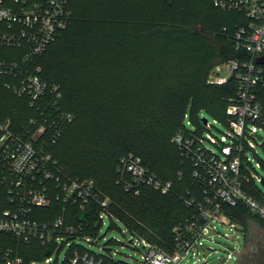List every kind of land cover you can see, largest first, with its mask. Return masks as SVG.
Masks as SVG:
<instances>
[{
	"label": "built area",
	"instance_id": "obj_1",
	"mask_svg": "<svg viewBox=\"0 0 264 264\" xmlns=\"http://www.w3.org/2000/svg\"><path fill=\"white\" fill-rule=\"evenodd\" d=\"M212 1L217 9L244 12L250 20L248 29H239L233 39L250 57L217 66L208 79L220 85L235 75L238 82V97L227 108V132L221 138L204 135L214 127L208 119L204 124L200 118L198 132L188 128V113L184 116L186 126L174 142L191 169L183 196L189 214L161 248L116 216L112 200L95 180L63 173L50 150L74 116L62 108V92L44 77L39 60L70 26L69 0H0V78H5V89L36 112L17 130L0 122V235L17 245L43 247L45 259L31 264H130L117 258L116 246L135 251L136 264H230L234 253L224 255L214 247L220 245L218 238L231 240L220 227L243 239L244 230L227 210L244 206L264 221V187L258 186L264 177L255 173L247 155L257 156L256 143L264 140V107L256 93L264 87V65L258 63L264 56V0ZM224 68L228 74L221 76ZM118 175L117 183L134 195L144 187L162 195L174 192L173 182L152 173L134 154L120 158ZM251 185L260 190V199L250 193ZM112 231L125 241L108 238ZM235 253L238 264L243 251ZM0 264L25 263L17 248L0 247Z\"/></svg>",
	"mask_w": 264,
	"mask_h": 264
},
{
	"label": "trees",
	"instance_id": "obj_2",
	"mask_svg": "<svg viewBox=\"0 0 264 264\" xmlns=\"http://www.w3.org/2000/svg\"><path fill=\"white\" fill-rule=\"evenodd\" d=\"M69 8L70 26L39 60L44 77L62 92V108L74 116L50 150L63 173L95 180L116 216L161 247L189 214L183 196L191 169L174 138L186 126V113L198 132L202 114L227 126V108L238 97L236 77L220 85L208 79L217 66L249 59L233 39L250 20L244 12L217 9L212 0H69ZM4 81L0 121L17 130L35 108L5 89ZM256 93L264 107V87ZM127 154L173 182L174 192L125 191L117 181L119 160ZM250 187L260 199V190ZM227 211L242 226L245 246L252 243L251 219L264 231V221L246 207ZM0 247L17 248L25 264L46 257L39 244L17 245L4 235ZM253 255L255 262L258 253Z\"/></svg>",
	"mask_w": 264,
	"mask_h": 264
},
{
	"label": "rangeland",
	"instance_id": "obj_3",
	"mask_svg": "<svg viewBox=\"0 0 264 264\" xmlns=\"http://www.w3.org/2000/svg\"><path fill=\"white\" fill-rule=\"evenodd\" d=\"M227 74L228 72L226 71L225 68L220 73L221 76H226ZM201 118L208 119V121L214 126L213 128H210L208 131L204 132L205 136L211 134L217 138H221L223 136V133L227 132V128L223 126L222 123L212 118L210 115L202 114ZM188 128L193 130V125ZM260 134L264 138V131H261ZM256 150H257V156H255V154L252 152H248L247 155L252 160L255 173L259 175L260 177H264V140L256 143ZM260 164L263 166H261ZM258 186L261 189H263V186L261 183H258ZM118 227L123 229L122 224L118 223ZM220 231L223 234L227 233L228 237H230L231 240L218 238L217 241L220 242V245H214V247L218 250H221L224 255L227 252L234 253L235 257L230 262V264H235V262L237 261V254L235 252H238L240 254L242 251H243L244 257L243 259L241 258L242 259L241 263L253 264L254 262L253 258H255L254 256L256 255V254L253 255V253H258V260L260 261L261 259L262 262H264V231L260 228L258 222L255 219H251L249 221V233L248 234L251 239L250 242L252 241V243H249L248 246H245L243 236L240 233H234L228 228H223V227H220ZM107 237L108 238L115 237V238H119L122 241H125V238L121 235L119 231H112L107 234ZM255 246H257V248H255ZM115 248L119 250L120 252V255H118L117 257L118 259H123L129 262L130 264H136V260L138 259V256L136 255L135 251H133L132 249H128V248L121 249L119 246H116ZM161 248H165V245L164 244L163 246L161 245ZM220 255L221 254L216 255V260H218V257ZM128 256H132L133 259L128 258ZM211 264H222V263L212 262Z\"/></svg>",
	"mask_w": 264,
	"mask_h": 264
},
{
	"label": "water",
	"instance_id": "obj_4",
	"mask_svg": "<svg viewBox=\"0 0 264 264\" xmlns=\"http://www.w3.org/2000/svg\"><path fill=\"white\" fill-rule=\"evenodd\" d=\"M258 63L264 65V56H262V57H260V58L258 59ZM206 122H207V119L204 118V119H203V123L206 124ZM257 138H258L259 140H261V137L258 136ZM262 185H263V187H264V178H263V180H262ZM46 254H49V251H46Z\"/></svg>",
	"mask_w": 264,
	"mask_h": 264
},
{
	"label": "flooded vegetation",
	"instance_id": "obj_5",
	"mask_svg": "<svg viewBox=\"0 0 264 264\" xmlns=\"http://www.w3.org/2000/svg\"><path fill=\"white\" fill-rule=\"evenodd\" d=\"M243 257H244V255L242 254V257H241V258L243 259ZM242 259L239 260V263L242 262ZM239 263H238V264H239ZM241 264H243V263H241ZM253 264H264V262H262L261 259H260V261L257 259V261L253 262Z\"/></svg>",
	"mask_w": 264,
	"mask_h": 264
}]
</instances>
